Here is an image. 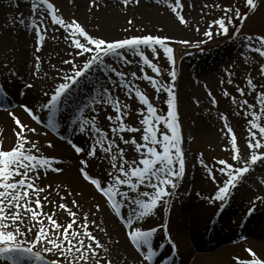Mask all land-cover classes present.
<instances>
[{
    "label": "bare ground",
    "instance_id": "1",
    "mask_svg": "<svg viewBox=\"0 0 264 264\" xmlns=\"http://www.w3.org/2000/svg\"><path fill=\"white\" fill-rule=\"evenodd\" d=\"M69 8L70 22L75 19L82 27L93 37L104 38L108 41L117 39H125L131 36L155 35L161 38L174 39L182 43L196 42L197 34L195 28L198 26L199 18L194 14L178 8L177 12H173L168 4L169 0L160 3L150 0H134L125 5L120 0H97L99 7H89V0H60ZM187 5H191V0H185ZM9 6V11L4 13L2 4ZM31 0H0V89H3L5 95H0V145L4 150L10 148L16 139L13 129L17 128L12 115L29 128L34 129L33 132H25V135L35 142L40 153L46 158H54V167H60L61 172L47 171L41 169V175L38 183L41 186L51 185L48 191L51 195L49 200H55L56 204L45 203L44 212L55 213L59 222H66L68 217L66 212L58 208L61 202L56 194L59 185L60 195H65L71 191L73 195L67 197L63 202L71 204L72 199H76L85 211L91 209L95 213L89 216V220H95L101 224L107 232H96V235L102 240L104 245L109 249L105 254L100 250V255L111 258L113 264H147L142 261V257L137 249L128 239L127 229L123 227V222L116 217L113 210L105 203V197L98 192L95 187L83 179L79 169L81 159L88 161L87 171L90 175L101 180L106 186L105 172L110 168V156L99 148L96 155L88 157L85 153L77 154L72 146L67 143L72 140L76 145L88 149L94 139L91 131L80 132L81 122L91 120L96 117L97 125L108 135L110 139L117 142L119 148L127 149L125 158L131 162L138 159L139 154L135 152L134 146L125 144L110 130L111 121L106 117L114 115L113 110L110 112L107 107L110 105H102V111L96 115L94 109H97L99 103H93V100H99L97 93H102L101 85L107 87L113 99H119L121 104H128V114L132 110L131 101L129 99H121L116 96L119 89L105 83L104 78L97 74L96 80L89 84H78L72 88L71 93L62 101H58L57 105L52 109L40 110V106L46 103L50 98L51 91L59 82L58 72L63 69L68 72L69 65L63 64L64 60H72L73 53L78 51L73 48L70 40L65 39L67 33L59 25L51 23L47 12H43L45 17L41 27V33L44 39L40 42V51H36V32L28 27V23L32 19H36L39 23L40 11L33 12L31 10ZM172 6H175L173 0ZM177 13L183 16L186 23L179 22ZM23 18L26 23L20 24L18 20ZM13 21H17L13 23ZM131 21V23H129ZM166 40V39H165ZM207 46V45H206ZM207 46L209 55L202 56L204 60L202 64L186 67L182 70V63L186 60L189 52H184L182 56L177 57L175 65L181 70L177 76V100L180 108V130L187 131L188 120L191 114L192 104L189 99L194 97L195 104L205 102V96H201L193 82H201V84L209 87L206 89V95L213 98L218 91L215 86L218 82L220 85L226 82V74L220 71L218 54L232 57L241 55L245 52L243 43L237 41V38L230 39L228 42L217 44L216 47ZM184 48H182L183 51ZM218 53V54H216ZM40 57V70L36 75L35 57ZM212 57V59H210ZM83 57H75V61L79 63ZM116 57H109L107 62H115ZM188 59L186 60V62ZM206 62V63H205ZM219 64V65H218ZM211 66V67H210ZM15 72L13 76L11 73ZM71 74V73H69ZM116 78L112 75V79ZM209 81L210 85L206 83ZM136 83V82H135ZM31 84L32 87H26ZM140 88H144L145 83L142 79L136 84ZM94 86V90H90ZM219 86V85H218ZM211 87V88H210ZM197 95V96H196ZM200 97V98H199ZM22 105L35 110V114L40 117V122L33 120L28 112L24 110ZM111 107V106H110ZM138 113L142 119L144 110L139 105ZM179 117V116H178ZM132 120V119H131ZM216 122L209 121L206 124H199V128L192 134H199L205 137L215 146L220 144L231 147V140L225 139L224 127L218 126ZM236 125L240 131L246 129V123ZM127 125V123L125 122ZM141 132L137 133H121L125 139H135L139 143L141 140ZM51 142L53 145L49 148L47 145ZM28 147V146H26ZM112 153H116L113 147ZM192 159V157H191ZM189 159L188 169H185L183 178L179 181L180 186L176 193L168 198L169 203L158 206L150 216L137 222L134 221V227H142L143 229L157 228L154 234L153 245L164 244L163 248L158 249L157 256L152 264H233L232 257L239 255L247 257L244 251L245 247H250L255 251L258 258H264V225H259L256 220L264 216V191L253 190L244 186L240 189L230 188V194L223 201L224 206L221 208V201L209 202L208 197L214 195L217 190L215 181L205 175V171ZM195 162V161H194ZM190 165V166H189ZM139 191H152L145 186H138ZM79 193V195H75ZM259 197L260 199H256ZM99 204L97 210L95 205ZM134 207V206H133ZM249 208L253 211L249 213ZM122 211L125 215L131 214L132 208L126 207ZM47 223L46 220L42 221ZM32 223L28 222V227ZM24 230V225H21ZM164 229L170 235L172 242L176 245L175 251H170L171 245L165 240ZM31 236V233L25 231L24 238ZM218 243L219 247L209 253H200L207 242ZM34 247V246H32ZM31 247V248H32ZM33 249V248H32ZM18 261L25 259L35 264V257L31 254H16ZM33 257V258H31ZM0 264H8L0 259Z\"/></svg>",
    "mask_w": 264,
    "mask_h": 264
},
{
    "label": "snow or ice",
    "instance_id": "2",
    "mask_svg": "<svg viewBox=\"0 0 264 264\" xmlns=\"http://www.w3.org/2000/svg\"><path fill=\"white\" fill-rule=\"evenodd\" d=\"M122 4L127 5L130 0H120ZM138 3L139 0H134ZM158 3L161 0H157ZM167 2V0H165ZM246 5L255 9V0H245ZM31 10L33 12L40 11L39 23L36 19H32L28 23V27L36 32V51H40L39 44L44 39V34L41 33V27H44L43 21L45 17L43 12H47V17H50L51 23L59 25L67 33L65 39L70 40L73 48L78 51L73 53L72 60H64L63 64L69 65L68 72L60 69L58 77L61 82L55 85V88L50 93V98L46 103L40 106V110L52 109L57 105L58 101H62L67 97L72 88L78 84H89L96 80L97 74L103 75L107 78L108 84L117 85L126 90V95H131L134 91L137 101L144 106L145 114L140 119L142 128L141 140L144 143H139L135 137L125 139L121 133H137L141 132L140 128H135L126 125L124 117L128 115V104H121L119 99H113L110 90L101 85L102 93H97L100 96L99 100L94 99L93 103H103L110 105L115 115H109L107 120L111 121L110 130L125 144L134 146V150L139 154L138 159H133L131 162L125 158L124 150L119 148L116 140L110 139L108 135L97 126L96 117L93 116L91 120H84L80 125V132L91 131L94 139L92 140L90 148L87 150L76 145L72 140H68L72 148L77 154L85 153L88 157L96 155L99 148L104 153L109 154L111 168L116 173L113 175L110 172L109 179L112 181L106 186L102 184L101 180L93 177L86 170L88 161L80 160L81 168L79 169L81 176L87 182H90L95 189L105 197V203L113 210L116 217L123 222V227L127 229L126 235L133 246L137 249L142 257L143 262L152 264L154 258L157 256V251L164 247V244L153 245L152 238L157 232V228L143 229L142 227H134V221H141L150 216L152 212L161 204L165 207L168 205V198L176 195V189L179 181L185 174V160L184 153L181 148L180 126L177 120V105L176 95L174 92V85L167 86L160 84L157 79L145 74L143 79L149 81L151 87L156 92H165L167 99L164 103L167 105L166 114L158 113L157 108L149 101L144 93H142L131 80H125L126 73L118 70L111 63L107 62L109 57H118L123 63H131L124 58L121 50L130 49L136 55L140 56L141 60L147 65L153 73L160 74L159 68L153 64L144 54V51L139 46L143 45L153 53L156 52V47L163 49L164 54L170 65L174 64V57L172 55L173 49L164 44L167 38H161L155 35L131 36L125 39H117L108 41L104 38H97L91 36L82 25L75 19L66 22L56 13L58 9L55 8L50 0H31ZM97 0H89V7H99ZM173 12L181 7L180 0H175V6L168 4ZM207 6V5H206ZM215 7H220L218 4ZM224 12L231 13L233 9L225 7ZM247 13L241 14L238 9L234 11V16L224 15L223 18H218L209 24V29L212 25H217L221 33L228 32V25L234 22V17H238L240 21L247 19ZM179 22L186 23L183 16L177 13ZM17 21H13L16 23ZM18 23L25 24L26 21L21 17ZM131 23V21H129ZM240 29L237 28L236 32ZM204 35L211 38V31H205ZM244 47L250 51L257 53L261 58H264V35H249L244 38ZM182 43H188L183 41ZM75 57H83L77 63ZM40 57H35V71L36 75L40 70ZM140 71L143 73L144 69ZM71 73V74H69ZM259 73L264 76V64L260 65ZM13 76L15 72L11 73ZM112 74L117 78L112 79ZM168 76L171 81L176 80V73L174 70L169 71ZM132 78L137 77L135 71L127 74ZM99 84V81L96 80ZM231 83V81H229ZM247 84L250 89H255L256 84L251 78H247ZM26 87L31 88V84ZM90 90H94V86ZM237 91L244 94V89L237 88ZM226 96L227 92L224 93ZM0 95H5L3 89H0ZM256 103L261 106L260 115H264V90L256 94ZM235 102V101H234ZM216 103L215 100L212 101ZM241 106L247 108H254L255 105L249 104L247 100L240 101ZM26 112L33 120L40 122V117L35 114V110L26 105H22ZM139 111V110H138ZM12 118L17 125L13 129L16 137L14 144L4 150L0 145V259L8 261V264H19L16 254H31L37 260H42L43 264H113L111 258L100 255V250L105 254L109 249L104 245L102 240L96 235V232L107 235L106 229L98 224L94 219L89 220V216H94L95 213L89 209L85 211L76 199L71 200V204L63 201L68 196L73 195L71 191L60 195L59 185H57V195L60 198L58 208L66 212L67 221L59 222L54 218L55 213L43 211L45 203L56 204L55 200H49L48 197L51 192L48 189L51 185L41 186L38 181L41 175V169L46 173L51 170L54 172H61L60 167H54V158H46L40 153L39 146L25 135V132H33L34 129L23 125L14 114ZM252 119L248 121L250 126L247 146L251 154L247 159H242L237 147L236 137L232 135V130L229 128L231 138V150L233 161L237 165L227 163L225 160H219L218 163L223 165L219 168V172L227 176L223 181L222 186H218L214 195L208 197L209 202L221 201L220 207L224 206L223 201L226 196L230 194V188H234L236 184L243 178L244 174L248 173L252 166L258 161L264 162V152H257V149L264 147L262 139H264V126L257 123L259 119L258 114L253 111L250 113ZM221 119L226 117L221 114ZM163 124L167 131L160 130L157 126ZM227 127V124H225ZM252 129L258 130L251 131ZM28 146V147H26ZM51 148V142L47 145ZM113 147L116 148V153H112ZM200 163L204 165V161ZM243 166H239V165ZM207 168V165H204ZM207 171L213 181L215 176L212 174V169L207 168ZM138 186H145L152 191H139ZM75 195H79L76 193ZM256 199H260L257 197ZM134 206V207H133ZM131 207V214L125 215L123 208ZM99 210L100 205H95ZM249 213L253 208H249ZM46 220L47 225L42 221ZM28 222H32V226L28 227ZM21 225H24L22 230ZM25 231L32 234L31 240H25L24 247H21L20 237L24 236ZM165 240L171 245L170 251H175L176 245L172 242L167 230L164 229ZM29 245H44L41 249L43 252H51L52 259L43 260L39 252H33ZM244 251L248 254L247 257L234 255L232 257L233 264H264V258H258L257 254L250 247H245ZM59 255L63 259L55 258ZM163 264V261H161Z\"/></svg>",
    "mask_w": 264,
    "mask_h": 264
},
{
    "label": "rangeland",
    "instance_id": "3",
    "mask_svg": "<svg viewBox=\"0 0 264 264\" xmlns=\"http://www.w3.org/2000/svg\"><path fill=\"white\" fill-rule=\"evenodd\" d=\"M157 0H150L149 2ZM162 2L164 0H161ZM51 3L55 6L56 9H58V12L56 13L59 17H61L66 22L68 19H70V13L69 8H67L65 3L61 2L60 0H50ZM171 4H173V0H169ZM256 7L255 9L249 8L245 0H191V5L189 8V5H187V2L185 0H180V4L183 10L190 12L195 15V17H198L199 15V22L198 26L195 28L196 31V42L192 43H180L177 40L174 39H166L164 40V44L167 47H170L173 49L172 55L174 57V64L170 65L166 55L163 52V49L159 46L156 47V52L153 53L151 50L147 49L145 46L141 45L139 46L141 50L144 51L145 56L159 68L160 74L157 75L156 73H153L151 69L143 63L140 56L136 55L132 50L130 49H124L121 50L122 55L124 58L128 61H131V63H123L118 57H116L115 62H110L114 67H116L118 70H121L126 73L125 80H131V82L138 88L142 93L146 95V97L149 99L151 103L154 104V106L157 108L158 113L160 114H166L167 112V105L164 103V101L167 99V94L163 91L156 92L155 89L151 87V84L149 81H146L143 79V76L145 74L154 77L157 79V81L167 86L168 84H173L174 89H176L177 85V78L175 81H171L170 77L168 76V72L171 70H174L176 73V77L179 76V72L181 71L176 65L175 62L177 60V57L182 56L184 52H189V55L187 56L186 60L181 64L182 70L185 66V64L190 65V67H195V65H198L199 63L202 64L204 62L203 59H201L202 56L209 55L212 52H207V46H214L216 47L217 44H222L225 42H228L230 39L237 38V41L240 43L245 44L244 38L246 36L252 35H264V0H255ZM219 5L220 7H215L214 5ZM207 5V6H206ZM3 9L5 10L4 13H7L9 11V6L2 4ZM230 7L233 9V12L231 13H225L224 8ZM238 9L241 14L247 13V19L245 21H240L238 17H234V22L232 24L228 25V32L227 33H221L219 31V28L217 25H212L211 29H209V24H211L212 21L223 18L224 15H232L234 16V11ZM239 28L240 31L236 32V29ZM205 31H211L212 35L211 38L206 37L204 35ZM207 45V46H206ZM190 46H194L193 49L188 50ZM213 47V48H214ZM182 48L183 51H182ZM245 48V47H244ZM218 54V53H216ZM220 56V57H219ZM216 57L218 58L219 62V70L223 71L226 74V82H223L220 85V82H218L215 86L218 88L217 93L215 94L213 98H209V96L206 95V85L201 84V82L194 81L193 84L196 87V89L200 92L201 96L206 97L205 102H198V104H195L194 97L189 99V102L192 104L191 108V114L190 118L188 120V127L189 130L182 131L180 130L181 135V148L184 153V160H185V169H188V163L190 162L189 159L192 157L193 163L198 165L201 169L205 171V175H209L207 168L212 169V174L215 176V185L222 186L223 181L227 179L226 175H223L219 172V168L223 167V165H220L218 163L219 160H225L227 163L232 164L234 166L237 165L236 161H233L231 159L232 157V150L230 146L227 145H218L215 146L212 144L209 140H207L205 137L200 136L199 134H192V132L196 131L199 128V124L202 125L208 123L210 120L213 122H216L219 127H224L222 130H224V137L225 139L231 140L232 135L236 137L237 147L239 149V154L242 159H247L248 156L251 154V151L248 146L247 142L250 139L249 131L250 126L248 124V121L252 119L250 113L255 111L259 119L257 120V123H259L261 126H264V115H260L261 113V106L256 103L255 96L262 90H264V76H261L259 73L260 65L264 64V58H261L257 53L250 52L245 48V52L241 55H233L232 57H228L226 55H220L218 54ZM212 59V57L210 58ZM206 63V62H205ZM211 67V66H210ZM143 68L144 72L142 73L140 69ZM135 71L137 73L136 78H132L130 75H127L131 72ZM115 76L114 74H112ZM100 77L104 78L105 83L108 84V80L103 75H100ZM247 78H251L253 83L256 84V88L250 89L247 84ZM117 78H113V80H116ZM142 79V81L145 83L144 88L138 87L137 81ZM231 81V83H229ZM136 82V83H135ZM208 85H210L209 81H206ZM110 86L117 87L118 92L116 93L117 97H120L121 99H129L131 102L132 110L131 112L124 117V122L127 123V125H130L132 127L143 126L140 124V116L138 113V105L142 107L145 114V108L143 105H141L137 99L135 98L134 91L131 95H126V90L114 85L109 84ZM219 85V86H218ZM207 87V88H206ZM206 88V89H205ZM211 88V87H210ZM237 88L244 89V94L241 95L240 92L237 91ZM176 98H177V92L174 90ZM227 92L228 95L226 96L224 93ZM197 96V95H196ZM200 98V97H199ZM215 100L216 103L213 104L212 101ZM247 100L249 104L255 105L254 108H247V106H241L240 101ZM235 101V102H234ZM102 105L103 103H99L97 109H94L95 114L98 115L102 111ZM176 105H177V120L178 123L180 120V108H179V102L176 99ZM107 109L111 112L113 109L112 107H107ZM113 114L115 115L114 111ZM221 114H223L226 117L225 119H221ZM101 115V114H100ZM179 116V117H178ZM132 119V120H131ZM240 121L239 124L246 123V129L244 131H240L236 125V122ZM225 124H227V127H225ZM98 126V125H97ZM99 127V126H98ZM160 130L167 131L163 124L157 126ZM229 128L232 130V135L229 134ZM192 131V132H190ZM251 131H256L257 135L258 130L252 129ZM126 134H129L127 132H124ZM262 143H264V139H262ZM124 154H127V149H123ZM257 152H264V147L257 149ZM204 161V165H207V168L200 163V161ZM195 161V162H194ZM190 166V165H189ZM239 166H243L242 164ZM112 172L113 175L116 173L111 168H108L105 172V178L106 183L112 182L109 179V173ZM210 177V175H209ZM181 182L178 183V187L180 186ZM244 186H247L248 188L251 187L253 190H261L264 191V162L258 161L250 171L246 174H244L243 178L236 184L234 188L240 189ZM177 187V188H178ZM177 190V189H176ZM179 193L177 192L176 195ZM175 195V196H176ZM258 221L259 225H264V216L259 217L256 219ZM32 223V222H31ZM45 223V222H43ZM63 223V222H62ZM47 225V223H45ZM24 238V237H22ZM31 236H28L26 239H21V247H24V241L25 240H31ZM32 247L33 252H39L40 256L43 257V260H48L53 258V254L51 252H43L41 249L44 247V245H29ZM219 247L218 243H210L207 242V244L198 252L200 253H209L214 251L216 248ZM35 257V256H33ZM31 257V258H33ZM57 259H63L58 254L56 255ZM36 259V258H35ZM3 261L7 262L6 260L2 259ZM35 264H43L42 260H34ZM25 262L30 263V261H27L25 259H21L19 261V264H25Z\"/></svg>",
    "mask_w": 264,
    "mask_h": 264
}]
</instances>
